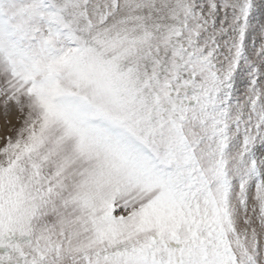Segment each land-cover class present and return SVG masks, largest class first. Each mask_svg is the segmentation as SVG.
Masks as SVG:
<instances>
[{"label": "snow or ice", "instance_id": "1", "mask_svg": "<svg viewBox=\"0 0 264 264\" xmlns=\"http://www.w3.org/2000/svg\"><path fill=\"white\" fill-rule=\"evenodd\" d=\"M0 116V264H264V0H0Z\"/></svg>", "mask_w": 264, "mask_h": 264}, {"label": "rangeland", "instance_id": "2", "mask_svg": "<svg viewBox=\"0 0 264 264\" xmlns=\"http://www.w3.org/2000/svg\"><path fill=\"white\" fill-rule=\"evenodd\" d=\"M13 122H15V121L13 120ZM3 124H4V117L0 116V130L3 129Z\"/></svg>", "mask_w": 264, "mask_h": 264}]
</instances>
